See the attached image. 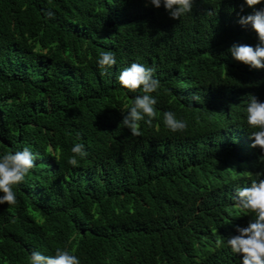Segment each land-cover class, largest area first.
<instances>
[{"label":"trees","instance_id":"16d2710c","mask_svg":"<svg viewBox=\"0 0 264 264\" xmlns=\"http://www.w3.org/2000/svg\"><path fill=\"white\" fill-rule=\"evenodd\" d=\"M240 1L194 0L178 20L146 0H0V156L36 154L17 204H0V264L57 248L80 264H242L226 241L254 219L236 191L264 179L246 124L250 96L264 102V68L228 50L259 44L238 21L264 3ZM106 51L116 64L105 71ZM134 62L159 80L138 137L121 109L142 89L118 80ZM168 111L185 131L165 126ZM77 143L87 155L73 167Z\"/></svg>","mask_w":264,"mask_h":264},{"label":"clouds","instance_id":"9594fccd","mask_svg":"<svg viewBox=\"0 0 264 264\" xmlns=\"http://www.w3.org/2000/svg\"><path fill=\"white\" fill-rule=\"evenodd\" d=\"M147 3L155 8H160L162 5L170 18L179 20L192 11L194 0H146ZM245 3L252 7L264 3V0L240 1V8H244ZM46 16L51 18L54 13L49 10ZM238 22L241 25L251 24L259 44L255 48L249 45L233 44L228 51L236 61L251 68H264V6L254 14L242 16ZM97 64L105 71L114 66L116 64L114 53L102 52ZM153 72V68L134 62L123 69L118 78L120 85L129 93H137L141 89L143 92L142 95L135 96L130 107L125 106L121 109L123 126L130 129L132 136L142 135L141 121L151 125L156 117L154 105L157 100L150 94L159 88V80L154 78ZM163 122L173 133L187 129V123L177 119L171 111L164 113ZM246 124L253 130L251 131L253 138L251 147H258L264 153V102L258 101L254 95L250 96L246 108ZM71 151L74 155L68 159L67 163L78 167L80 161L77 157L83 158L87 155L84 146L77 143ZM35 159L36 154L27 147L15 153L6 152L0 156V193H3L0 196V204H17L13 188L22 183L29 171L35 167ZM234 199L238 207L244 213L252 214L254 219L246 227L237 226L238 235L227 239L226 244L233 253L242 254V264H264V179L253 181L250 186L238 189ZM30 264H80V260L75 254L57 248L54 256H46L38 250H33L30 254Z\"/></svg>","mask_w":264,"mask_h":264}]
</instances>
